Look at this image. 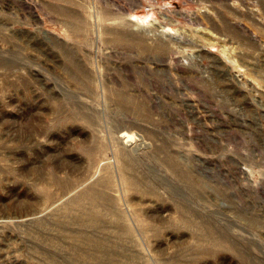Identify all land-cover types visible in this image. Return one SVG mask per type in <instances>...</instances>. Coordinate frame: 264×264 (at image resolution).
Returning a JSON list of instances; mask_svg holds the SVG:
<instances>
[{"label":"rangeland","instance_id":"374dc122","mask_svg":"<svg viewBox=\"0 0 264 264\" xmlns=\"http://www.w3.org/2000/svg\"><path fill=\"white\" fill-rule=\"evenodd\" d=\"M0 264H264V0H0Z\"/></svg>","mask_w":264,"mask_h":264},{"label":"bare ground","instance_id":"6f19581e","mask_svg":"<svg viewBox=\"0 0 264 264\" xmlns=\"http://www.w3.org/2000/svg\"><path fill=\"white\" fill-rule=\"evenodd\" d=\"M128 136V135H127ZM127 141V140H126Z\"/></svg>","mask_w":264,"mask_h":264}]
</instances>
